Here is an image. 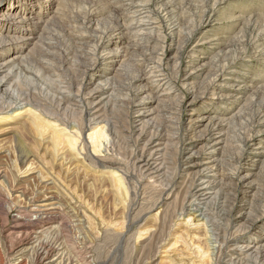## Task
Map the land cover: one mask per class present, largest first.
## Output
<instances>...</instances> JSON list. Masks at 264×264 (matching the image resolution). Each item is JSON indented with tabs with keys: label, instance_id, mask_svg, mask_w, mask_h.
Listing matches in <instances>:
<instances>
[{
	"label": "rangeland",
	"instance_id": "rangeland-1",
	"mask_svg": "<svg viewBox=\"0 0 264 264\" xmlns=\"http://www.w3.org/2000/svg\"><path fill=\"white\" fill-rule=\"evenodd\" d=\"M142 3L147 19L141 20L153 28L138 38L126 35L127 66H115V74H106L111 79L96 86L90 77L101 74L102 66L90 69L97 52L104 50V39L116 28L139 22L131 5ZM64 12L46 24L43 44L13 71L12 91L0 100L23 99L24 107L0 114V264L40 263L36 240L50 247L46 262L58 254L63 264H263L264 250L230 259L229 249L257 230L254 219L264 217V156L253 163L254 197L244 194L240 178L249 170L253 148L264 147V0H66ZM213 15L220 20L215 32L220 47L191 52L199 24ZM85 30L81 42L75 35ZM170 46L178 52L168 60L173 49L160 61ZM191 53L210 58L203 74L187 87L193 95L206 92L199 113L211 107L209 94L219 91L212 81L221 83L228 66L235 67L247 89L236 105L222 104L230 108L224 117L236 113L223 127L225 156L215 168L222 180L216 194L199 206L190 203L195 176L185 175L182 166L190 153H201L202 144L195 139L189 144L190 138L205 136L209 127L191 133L185 126L190 111L183 100L191 94L179 80ZM157 74L166 82L163 92L169 93L150 104L155 111L140 125L134 105L159 87L136 82V77L154 79ZM144 84L148 91L139 93ZM59 88L78 97L65 101ZM98 88H107L111 97L97 113L100 125L95 127L87 102L100 93ZM219 104L214 102L212 110L222 112ZM14 111L20 115L13 117ZM103 126L104 138L88 139ZM160 137L166 142L158 160L162 172L152 178L137 161L147 151L145 147L142 153L144 143ZM42 203H53L54 218L45 220L49 225L27 226L40 233L11 234L15 215L33 213ZM21 248L25 252L18 257Z\"/></svg>",
	"mask_w": 264,
	"mask_h": 264
},
{
	"label": "bare ground",
	"instance_id": "bare-ground-1",
	"mask_svg": "<svg viewBox=\"0 0 264 264\" xmlns=\"http://www.w3.org/2000/svg\"><path fill=\"white\" fill-rule=\"evenodd\" d=\"M127 1H131V0H127ZM2 3L3 5L0 6V9L2 8L4 9L0 11V100L3 95H7L8 93L10 94L12 91L11 86L13 83L12 81L13 71L18 69L22 63H27L26 60L28 59L32 51L35 52L36 47L43 44V41H42L44 39L43 30L46 24L52 18H55L56 16L63 17V14L65 13L64 7L66 5V0H7V2H4V0H0V4ZM138 5H131L132 6L131 9H132L134 16L136 15L137 17H139L140 19L139 18L137 19L140 21L137 23H132L130 27H127V29L129 30L119 29V28H116L115 30H113V32L108 34L109 36H107V38L104 39L103 41L104 46L102 43V46H103L102 48L104 50H101L100 53L96 51L98 56H96L95 64H93L90 69L92 70V68L95 67L96 64L98 65V63L101 64L102 66L101 68H99L101 74L92 75L90 77L91 81L94 80L97 82L96 86L102 85L108 79H111V78H106L107 77L106 74L108 72H112L113 74H115V71L117 69V68L115 69V66H118V67L121 65H125V67L127 66L125 62L126 60H128V57H129V56L127 57V53H128L127 50L129 46L125 45V41H126L125 39H127L126 37L130 36V37L138 38L139 36L143 34L142 32L144 31V29L146 30L147 28H151V29L153 28V27H149V25L150 26L152 25L151 22H148V21L146 22V21L141 20V18H143V20L146 18L145 16L147 14L145 15V13L147 12L143 10L144 8H142L143 3L139 6ZM217 17L218 15L217 16L213 15L211 17H208L207 19H203L202 22L199 24V28L197 29V33H196V36L198 35L199 36L196 38V42L191 47V52L195 50L198 51V49H201L202 46H206V45L209 46L208 51L210 50L214 51L220 47L222 41L220 42L219 40L220 36L217 37V34L215 33L216 30H219V28H217V24H219L220 20ZM88 26L90 27V24ZM201 26H202V30H201L202 32H199V30L201 29ZM86 34L87 33L85 30L84 33L81 32V34L79 35L77 34L75 36L76 38H78V40L82 42ZM127 34L128 36H126ZM191 39H192V36H189L187 38V44L188 42L191 41ZM153 41L155 40H152V42ZM173 49L174 48L170 46L168 48L167 55L165 56V54L162 53L161 58H159V60L163 61L162 59H164L168 55L169 56L172 55V53L170 54L169 52H171ZM149 51L153 53L152 50H149ZM162 52H166L165 47H163ZM177 52L178 51L174 49V55L170 56L168 60L173 59ZM210 57L212 58L213 56H210ZM186 58L188 59V61L186 62V67H185L186 73L181 76V79L179 78L180 79L179 83L181 85L182 90H185V92L189 95V93L191 92V87H190V91L187 89V87L191 85V83L189 82H191L192 80L196 79L197 77L203 74L204 70H206V67L208 66L207 64L210 58H207V57L200 58L194 54L192 55L187 54ZM201 62H203V64ZM232 63L233 62H231L230 64ZM227 68L228 69H226V71L224 70L225 74L224 75L221 74L222 76H220L222 77L220 79L221 83L219 82L218 84H216L217 78L213 79L212 81V84L215 83L214 86L219 91L217 92V91L212 90V92L209 94L210 96L207 99L209 102L208 104L207 103L206 104L211 107L210 108L208 107L209 108L208 111L202 110V113H199L200 112L199 109H201L202 106L205 105V102L203 101V99L206 98L205 90H203L201 93L197 95H193L190 93L191 94L190 99L189 100L187 99L185 101L183 100L184 106L189 107V111H190L186 115L187 118L185 119L187 122L185 125L187 130L191 132L192 130H195L198 128L201 129L203 127L209 126L207 129L208 133L205 132V136H203L202 134L201 136H197V137L192 136L190 138V141L188 142L189 144L193 143L192 142L193 139L199 141L202 144L201 149H200L201 153L200 152L190 153L188 156H186V158L184 159L185 162H183L184 164L182 165L185 175L187 174V176H189L191 174L195 176L194 189L193 190L191 189L192 201H190V203H193L198 206L203 204L207 199L211 198L212 196L216 194L215 188L217 184L221 183L220 181L222 180V176H219L218 175L219 173L217 174L215 168H216L217 163L218 162L220 163L221 161H223L222 159H224V156H225L223 150H224V145H226L225 144L226 137H224L225 132L223 131V127L226 125V123L229 122V120L234 115H236L235 113L231 115L230 118L224 117L223 114H227V112L230 111L229 110L230 108L225 109V107L222 104H225V103L232 104L235 100H239V99L241 100L243 91L245 93V90H247L246 85H242L241 84L242 82L238 78H236L237 76L236 74H238V72L236 71L235 67L228 66ZM149 76L152 77L151 75ZM149 76L145 77V75H140L136 77V82L143 81L144 83L145 81L147 85L152 86L153 84H156V86L159 87L158 90L152 92L153 96H151L152 95L151 92H148V94L146 95H149L151 97L148 96V99L145 97L146 100H143L142 98L139 101H137V103H135L134 105L135 107L134 113H135V118H136L135 122L140 125H142V123L144 122H147V121H144V119H146L150 115L152 116L153 112L155 111L153 107L151 109L149 108L150 104L151 105L152 103H155V105L158 104L161 98L163 99V97H165L169 93V92H166V93L163 92V91H166L165 90L166 82H164L163 79L160 78L162 74L161 75L157 74L156 76L153 77L154 79H148ZM100 78H103V79L101 80ZM146 84L140 87L141 89H139L140 90L139 93L143 91L144 92L148 91L147 90L148 87ZM209 84H211V82ZM106 89L100 90V88H98L97 92H100V93L97 95L91 96V101L87 102L88 110L91 111V114H92L91 119L95 120L92 123L95 127L100 125V121H97V118H98L97 113L100 111V109L103 106H106V104L108 103L111 97V94L107 93ZM58 91L61 94V96L65 99V101H68L66 99H72L73 97L74 98L78 97L76 95L77 93L68 92L66 89L64 90V88L63 89L59 88ZM216 101H219L220 103L217 107L224 108L222 112H219L215 109L212 110L213 108L212 105L214 104V102L216 103ZM20 102H23V99H20L19 101L17 100L15 103H6V102L1 103L0 102L1 103L0 104V114L9 113V111L14 110V109H21L23 107V104H20ZM233 105H236V102L233 103ZM18 115H20L18 111H14L12 114L13 117H16ZM103 129H104V126L100 127V129H98V132L96 130V132L94 131V133L89 134L88 139L97 140V135H99V139L104 138L103 133H102ZM161 138L162 137H160L159 139L149 138L147 142L144 143V148L142 149L143 151L142 153L144 154L145 147H146L147 149L146 153L144 154V156L142 155L137 161L139 164L138 168L142 170L143 173H147L148 175H150L152 178H154L153 176H155V174L162 172V166L158 162V160H159V157L163 155L166 142L164 139L161 140ZM84 145L86 148V144ZM263 149L264 147H262L260 144H257L253 148V151L251 152V154H254V157L250 161L251 165L250 167H248L249 170L244 169V171H242L243 172L242 176L240 177L243 180L244 194L248 195L252 193V197H254V194H255V186H253L252 179L257 170V167L254 166L253 163L255 162L257 163L260 160V158L264 156ZM192 170H196V171L191 172ZM45 200L47 201L48 199H43L42 201L45 202ZM51 205H53V203L52 204H47V203L39 204L37 206L38 209L36 208L35 210H33L32 211L33 213L31 212H28V213L21 212L20 213L19 212L14 217V221H13L14 225H12L11 227L12 229L10 231L11 234L12 232H14V233H18L17 235H21V234L28 235V233L31 231L32 233L36 232L37 230L33 231V230L27 229V226L31 224V226L37 227L38 225L42 224V222H45V220H48L50 217L54 218L53 216L54 214L51 212V210H54V208H49ZM241 210L242 212L238 215V218H242L245 208L243 207ZM46 225H49V223H46ZM252 225H254L257 228V230H255V232L246 233V235L243 236V240H237L235 241V243H233V245L229 249V251L231 252L230 254L231 257H229L230 259L231 258L237 259L242 256L248 257L252 255L253 253L259 252L260 250H264L263 249L264 248V217H261V218L259 217V218L254 219L252 221ZM45 228L43 227L42 229H45ZM47 228L50 229L49 227ZM40 232H36V233H40ZM36 243L37 245H35V247L38 246L37 256L39 257L38 260L40 262L38 264H53L54 262H56V264L62 263V260H61L62 257H60L58 254H56V258L53 261L46 262L52 256L50 247H47L45 243L44 244L40 243V240L39 241L36 240ZM24 252L25 250L22 248L18 250L17 251L18 257H20V255H22Z\"/></svg>",
	"mask_w": 264,
	"mask_h": 264
}]
</instances>
